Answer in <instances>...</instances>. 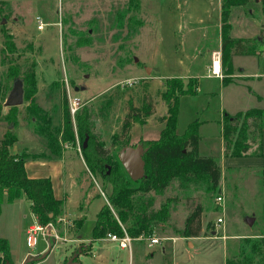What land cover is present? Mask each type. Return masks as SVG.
<instances>
[{
	"label": "rangeland",
	"instance_id": "374dc122",
	"mask_svg": "<svg viewBox=\"0 0 264 264\" xmlns=\"http://www.w3.org/2000/svg\"><path fill=\"white\" fill-rule=\"evenodd\" d=\"M135 1L0 0V84L9 87L4 100L15 78L24 79L32 64L35 71L34 84H25L23 103L3 107L0 139L10 131L17 137L10 147L12 154L36 153L37 158L26 160L28 174L52 180L55 195L64 200L65 215L51 226L46 240L39 234L37 245L31 248L27 231L37 220L30 202L24 192L12 203L5 198L0 237L8 239L14 264H22L28 255L40 258L45 254L33 264H64L79 250L81 264H225L227 257L238 254L243 238L264 237V183L262 173H258L261 166H255L257 161L250 158L223 156L220 124L224 113L264 108V76L239 75L241 69L264 73V53L257 62L241 55L234 57V73L239 76L223 84L205 65L209 62L208 50L217 44V0H180L181 9L176 10L178 0H139V5ZM245 9L246 20L242 13L234 15L235 29L248 35L264 30L262 4L251 0ZM37 17L42 20L41 29ZM7 36L10 48L5 43ZM243 43L250 46V41ZM250 50L264 52V43L251 45ZM13 68L17 75L12 80L7 76ZM189 69L197 75L199 86L195 95L180 99L177 133L183 135L193 122H204L199 130L200 153L219 160L220 189L209 191L204 185L182 188L176 180L163 195L155 196L154 202V209L170 203V221L155 224L150 235L133 243L131 251L105 238L92 241L97 214L108 203L111 185L87 169L82 152L84 138L78 135L79 117L89 118L90 132L109 156L119 160L125 140L122 124L130 100L140 107L144 95H149L156 104L148 123L132 127L131 146L141 140L160 139L165 128L161 119L168 111L160 96L166 80L161 78ZM75 100L79 104L73 112ZM32 103L42 110L43 124L31 113ZM67 115L76 141L63 143L64 157L51 161L47 158L53 156L40 127L47 126L55 133L63 127ZM84 193L92 202L81 211ZM217 196H223L224 208L217 205ZM198 206L202 207L201 236H178L176 231ZM220 217L224 223L218 225ZM248 220H253V225ZM154 237L162 241L150 247V238Z\"/></svg>",
	"mask_w": 264,
	"mask_h": 264
},
{
	"label": "trees",
	"instance_id": "16d2710c",
	"mask_svg": "<svg viewBox=\"0 0 264 264\" xmlns=\"http://www.w3.org/2000/svg\"><path fill=\"white\" fill-rule=\"evenodd\" d=\"M264 9V0H258ZM132 2V1H131ZM139 5V0L135 1ZM251 0H222L221 4V36L222 61L225 66L232 65V55L250 54L242 46L243 41L233 39L230 35L231 8L247 6ZM5 41L10 48L9 36ZM248 42V41H247ZM32 64L26 71L25 84H34L35 71ZM8 78H15L16 70L8 72ZM19 79H14V82ZM230 79L224 78L223 84ZM9 87L0 84V118L4 107V96ZM198 91V80L188 78L185 82L181 77H169L165 80V88L160 96L167 105V114L162 117L165 128L158 140H141L145 148L143 159L145 161L144 176L133 181L121 161L109 156L108 151L90 132L89 118L79 117L78 135L82 139V152L88 171L99 175L103 181L111 185L108 203H105L97 214V220L92 231L93 240L105 238L108 234L123 236L125 232L137 239L147 237L152 233L155 224H167L170 221V203H163L159 209H154L155 196L163 195L174 181H179L182 188L193 186H206L209 191L220 189L222 171L219 160L214 156L200 154L199 134L200 123H191L183 135L177 133L180 99L182 96L195 95ZM31 113L43 124L44 115L35 103H32ZM14 108V107H13ZM156 111V104L149 95H144L141 106L137 107L130 100L129 113L122 124L123 148L131 146V130L135 124L145 125L148 118ZM222 124L223 156L243 157L262 156L264 108H252L237 114L224 113ZM41 132L46 140V146L53 157L60 158L63 154V143L76 141L71 117L67 115L63 127L55 133L48 127L41 126ZM256 136L258 142H256ZM120 138V137H119ZM87 139V146L84 147ZM118 139V137H116ZM17 142V137L8 131L0 139V214L5 198L14 202L21 192H24L30 202V208L36 217L37 224L46 227L54 225L63 216L64 200L55 196L52 180L48 177H30L26 170V160L37 158V155L12 154L10 147ZM139 145V144H138ZM256 146V148H254ZM87 193L80 203V210L92 202ZM88 199V200H87ZM88 201V202H86ZM202 207L198 206L191 212L183 226L176 231L182 238L199 237L202 233ZM82 219L78 221V227ZM210 228V225H209ZM13 263L11 246L6 238L0 237V264ZM33 264V263H31ZM225 264H264V237L242 239L237 255L227 257Z\"/></svg>",
	"mask_w": 264,
	"mask_h": 264
},
{
	"label": "crops",
	"instance_id": "0c3cea01",
	"mask_svg": "<svg viewBox=\"0 0 264 264\" xmlns=\"http://www.w3.org/2000/svg\"><path fill=\"white\" fill-rule=\"evenodd\" d=\"M221 4H222V0H217L216 1V10H217V13H218V20H217V23H216V27H217V31H216V35H215V41H216V39H217V44L215 45V46H212V47H210V49L208 50V51H210V56H209V62L208 63H206L205 65H206V69H207V71L209 72V74H211L212 73V75L215 77V78H218V80L219 81H223V79L224 78H227V79H230V81H232V80H234V78L235 77H237V76H239V75H241V76H243V77H261V76H264V73H260L259 71H257V70H252V71H250V72H247V69H241L240 71H241V73L239 74V75H237V74H235L234 73V68H233V59H234V57H236V56H239V55H241V54H234V55H232V65H231V67L229 66V65H227V66H225L224 64H223V61H222V59H221V70H222V74H221V76H217V75H215L214 73H213V71H212V65H213V62H214V60H215V62H217V57H215V54H217L218 52H221V54H222V36H221ZM246 6H235V7H232L231 8V13H230V23H231V31H230V35H231V37L233 38V39H239V40H242V41H250V43H249V45L251 46V45H254V44H257L258 42H261V43H264V30L262 29V30H260V31H255L256 33H258L257 35H256V33L254 34V32L252 33V34H246L245 32H239L237 29H235V26H234V23H235V21L233 22V17H234V15L236 14V13H242V14H244V20H246L245 18H246V16H245V14H246ZM174 9L176 10V9H181V4H180V0H178V3H177V6L176 7H174ZM169 15V14H168ZM191 16V15H190ZM193 17V16H192ZM170 18H172V17H170ZM196 20H197V18H195ZM191 21V20H190ZM199 22L200 23H202V20H199ZM164 30H166L165 28H164ZM251 35V36H250ZM253 43V44H252ZM242 46H243V48L245 49V51H249L250 50V46H248L247 47V45H245L244 43H242ZM251 51V53L250 54H247V53H245V54H242L241 56L242 57H245V58H252L253 60H254V62H257V61H259L258 60V57H260L259 55H261V54H263L264 52H260V51H256V50H250ZM221 57H222V55H221ZM192 64V61H190V64L189 65H191ZM169 77H181V78H184V79H188V78H196L197 80H198V77H197V75L196 74H194L193 72H192V70L191 69H189L188 70V72H186V73H184V74H173V75H168V76H166L165 78L163 77V78H161V79H166V78H169ZM198 86H199V81H198ZM224 116V115H223ZM222 120H223V117H222V119H221V121H220V124H221V122H222ZM199 123H200V126H199V130H200V128H202L203 127V123L204 122H200V121H198ZM147 123H148V120H147ZM200 134V133H199ZM221 134H222V124H221ZM262 137H263V154H262V156H243V157H241V158H244V159H246V158H250V159H252V160H255V161H257L256 162V164H255V166H258V167H260L261 166V168H259L260 170V172H258V173H262V176H263V183H264V163H258L259 161H264V130H263V135H262ZM200 145H201V142H200ZM200 148H201V146H199V151H200ZM223 151H224V147H223ZM26 154H30V155H34V154H36V153H29V152H26ZM201 154V153H200ZM18 155H21V154H18ZM61 157H64V155H62ZM60 157V158H61ZM230 159H232V157H229ZM235 158V157H234ZM47 159H50L51 161H56L57 159H58V157L56 158V157H53V158H51V157H49V158H47ZM26 170H27V172H28V167H27V165H26ZM29 175V174H28ZM30 176V175H29ZM54 193H56L55 192V189H54ZM56 196V195H55ZM57 197V196H56ZM66 197H69L68 195L66 196ZM57 198H59V197H57ZM59 199H61V198H59ZM63 216H65L64 214H63ZM36 218V217H35ZM93 239V238H92ZM187 239H190V238H187ZM92 241H96V240H92ZM109 241V240H108ZM135 241H141V239H139V238H137V239H134L133 240V242H132V245H133V243L135 242ZM90 250L92 249V243H90ZM151 247V246H150ZM153 247V246H152ZM131 250H132V246H131ZM130 250V251H131ZM90 252V251H89Z\"/></svg>",
	"mask_w": 264,
	"mask_h": 264
},
{
	"label": "water",
	"instance_id": "95a60500",
	"mask_svg": "<svg viewBox=\"0 0 264 264\" xmlns=\"http://www.w3.org/2000/svg\"><path fill=\"white\" fill-rule=\"evenodd\" d=\"M78 91L79 88H76ZM24 101V84L21 79H17L13 88L7 97L4 106L5 107H17L20 106ZM87 146V139L85 140L84 147ZM145 153V148L142 144L137 146H127L121 149L119 153L121 164L126 170L127 174L133 181H137L144 176L145 173V161L143 159ZM250 225H253V220H248ZM82 253L81 250L79 252L74 253L68 260L65 261L64 264H81L78 259L79 255ZM47 254L42 257H34L32 255H28L27 259L22 264H31L37 260L43 259ZM7 264H11L7 262Z\"/></svg>",
	"mask_w": 264,
	"mask_h": 264
},
{
	"label": "built area",
	"instance_id": "2783aa9c",
	"mask_svg": "<svg viewBox=\"0 0 264 264\" xmlns=\"http://www.w3.org/2000/svg\"><path fill=\"white\" fill-rule=\"evenodd\" d=\"M37 20L39 22L38 28L41 29L43 27L42 20L40 17H37ZM221 55H222L221 52H218L217 54H215V57H217V62H215V60H214L213 65H212V71L217 76H221V65H222L221 64ZM77 104H79L77 100L72 102L71 108H72L73 112L76 111ZM224 202H225V200H224L223 196H217L216 197V203L219 207L224 208ZM60 220H61V218L58 221H60ZM223 223H224V218L220 217L217 220V224L220 225ZM51 226H53V225L50 224L49 226L43 227V226H40L39 224H36L34 226H31L27 231V244H28V246L32 248V247L37 245V240H38L37 237L39 234L46 240L50 234ZM105 239L109 240L111 242L117 243L121 249H129V250H131L132 242L134 240L126 232L123 236H118L117 234H108L105 237ZM139 239H143V237H140ZM161 241H162L161 239L156 238V237L150 238L149 246L152 247V246L158 245L161 243Z\"/></svg>",
	"mask_w": 264,
	"mask_h": 264
},
{
	"label": "flooded vegetation",
	"instance_id": "af4514ba",
	"mask_svg": "<svg viewBox=\"0 0 264 264\" xmlns=\"http://www.w3.org/2000/svg\"><path fill=\"white\" fill-rule=\"evenodd\" d=\"M78 260V259H77Z\"/></svg>",
	"mask_w": 264,
	"mask_h": 264
}]
</instances>
